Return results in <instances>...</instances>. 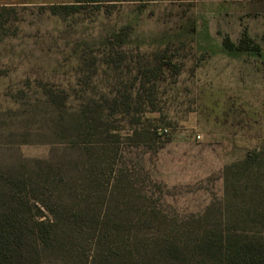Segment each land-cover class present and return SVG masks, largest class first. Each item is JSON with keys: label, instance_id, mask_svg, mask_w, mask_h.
<instances>
[{"label": "rangeland", "instance_id": "rangeland-1", "mask_svg": "<svg viewBox=\"0 0 264 264\" xmlns=\"http://www.w3.org/2000/svg\"><path fill=\"white\" fill-rule=\"evenodd\" d=\"M260 152L264 0H0V210L22 178L43 201L10 204L152 263L204 228L264 244Z\"/></svg>", "mask_w": 264, "mask_h": 264}, {"label": "trees", "instance_id": "trees-1", "mask_svg": "<svg viewBox=\"0 0 264 264\" xmlns=\"http://www.w3.org/2000/svg\"><path fill=\"white\" fill-rule=\"evenodd\" d=\"M83 1L98 0H75L77 3ZM254 157L260 163L264 162V153L260 152L253 157L248 156L244 163ZM5 184L9 187L10 194L1 204L6 207L0 210V264H46L47 257H57L56 255L66 257L62 261L67 264L71 253L77 252L70 245L67 232L78 235L91 232V236L93 235L90 252L83 250L82 253L84 264H162L168 260L170 264H182L189 258L195 264H208L212 260H218L216 262L219 264H264V244L258 234L242 233L238 230L217 232L213 228L197 231L195 243L189 248L185 240L169 241L167 248L161 246L162 251L153 256L156 262L152 263L148 259L149 253L146 257L143 254L137 256L124 252L122 248L106 240L109 235L119 232L120 228H111L112 234H107L105 228H61L60 220L69 224L72 222H68L71 218L60 216L49 206L45 208L51 216H45L40 210L34 215L27 214L26 208L19 207L20 202L10 204L16 196L23 201L30 195L40 202L43 198H37L33 194V187L22 178L7 179ZM72 220L77 223L85 222L80 213H74Z\"/></svg>", "mask_w": 264, "mask_h": 264}]
</instances>
